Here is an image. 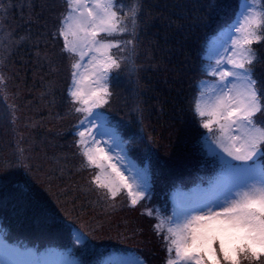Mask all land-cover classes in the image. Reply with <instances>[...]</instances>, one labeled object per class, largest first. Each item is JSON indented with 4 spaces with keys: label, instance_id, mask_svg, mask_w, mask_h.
<instances>
[{
    "label": "snow or ice",
    "instance_id": "6c2138e0",
    "mask_svg": "<svg viewBox=\"0 0 264 264\" xmlns=\"http://www.w3.org/2000/svg\"><path fill=\"white\" fill-rule=\"evenodd\" d=\"M141 7V0H133L127 9L123 5L118 8L114 0H66L65 10L52 33L53 39H63L61 52L69 57L68 114H75L78 121L73 141L77 152L73 154L81 158L80 169H94L87 181L89 190L105 202L112 201V206L116 198L126 193V202L135 207L151 187L147 166L138 168L129 161V174L125 176L110 154L113 148L119 149L123 154L116 159L123 165L128 146L142 142V137L132 134L124 140L119 122L114 123L100 111L111 107L113 74L126 71L132 76L139 70L131 58L133 49L121 47L133 44V39L107 37L126 34L136 38ZM240 8L239 18L227 29L231 46L225 47V41L210 49L206 57L210 63L203 71L214 79L210 85L207 81L200 82V91L192 104L199 126L207 130L203 134L204 146L213 156V175L206 184L196 185L188 192L177 189L172 195V212L167 217L159 209L155 216L153 210L144 209L156 221L152 225L153 235L163 241L167 252L165 264H264V126L255 118L257 113H264V93L259 92L257 81L252 78L256 60L252 45L264 41V4L244 0ZM6 12V6L0 3V22L6 19ZM3 31L0 26V32ZM112 49L119 53L127 50L129 55H113ZM5 83L0 75V86ZM136 111L142 119L139 104ZM98 120L102 121L99 125ZM144 151L147 154L151 149L145 145ZM18 168L32 174L30 154L22 147L17 148L12 158H0L3 181L0 200L7 201L9 197L24 200L33 205L40 224L63 226L60 217L47 210L30 186L27 193L13 190L12 177ZM64 215L71 220L67 212ZM77 233L73 242L85 253L89 242L100 238L95 231H84L83 225ZM107 264H146V261L141 258Z\"/></svg>",
    "mask_w": 264,
    "mask_h": 264
},
{
    "label": "trees",
    "instance_id": "16d2710c",
    "mask_svg": "<svg viewBox=\"0 0 264 264\" xmlns=\"http://www.w3.org/2000/svg\"><path fill=\"white\" fill-rule=\"evenodd\" d=\"M56 1L59 5V0ZM116 1L118 8L123 5L125 9L133 2ZM0 3L9 8L5 24L15 27L10 35L3 32L0 37V75L6 81L0 86V158H12L18 147L24 148L31 157L32 174L22 168L15 169L13 190L27 193L30 186L42 198L48 211L64 222L65 211L61 209L68 208L60 207L59 203L70 206L73 209L71 219L77 221L82 215L86 216L87 210L91 211L90 207L97 205H87L91 200L80 188L79 184L86 183L78 179L81 173L77 172L80 170L75 152L70 143L66 148L64 143L68 138L56 124L57 120L68 117L65 107H55L59 105V95L64 103L63 92L60 94L57 88L61 75L60 71L57 74V60H60V68L64 67L63 72L66 63L56 40L51 36L55 44L53 50L46 42L43 31L48 26L42 28L43 22L50 23L54 3L52 0H0ZM141 3L134 53L137 66L146 68H140L132 76L126 72L121 75L113 113L127 136L142 137V142L134 144L133 152L150 158L155 180H162L171 172L185 173L199 162L190 108L197 56L204 34L232 16L236 0H141ZM54 11V23L50 26L53 30L59 9ZM21 37L26 39L21 40ZM5 39L7 45L2 42ZM255 50L257 61L253 68L259 91L264 93V41L257 42ZM138 104L143 109L142 119L136 111ZM145 145L151 149L150 153H145ZM67 149L72 158L65 154ZM42 159L50 161L45 163ZM73 174L77 177L73 178ZM96 208L100 212L104 210ZM34 212L33 205L24 200L12 197L0 200V217L11 237L42 240L60 239L65 235L66 222L63 226H44L37 221ZM93 214L88 213L87 224ZM99 218L92 219L96 226H99ZM105 227V233L101 234L103 239L121 240L119 236L131 239L150 255V264H160L161 245L145 224L131 226L129 220H118ZM143 231L147 238H142ZM129 233L132 237H125ZM124 239L122 241L126 242ZM90 251L85 261L99 253Z\"/></svg>",
    "mask_w": 264,
    "mask_h": 264
},
{
    "label": "rangeland",
    "instance_id": "374dc122",
    "mask_svg": "<svg viewBox=\"0 0 264 264\" xmlns=\"http://www.w3.org/2000/svg\"><path fill=\"white\" fill-rule=\"evenodd\" d=\"M53 1V5H54V7H53V9L50 11L51 13V19L49 20V25H48V23H46V24H44V22H43V24H42V28L44 29L45 27H47V28H45L44 29V31H43V33H44V35H45V37H47V40H46V42H48L47 44L48 45H50V49L51 50H53L54 49V47L53 46H55V44H53L51 41V36H52V31H53V28H51L50 26L51 25H53V23H54V17H55V11L54 10H57V9H59V5L57 4V1L56 0H52ZM262 2H263V0H262ZM257 3H258V5L259 4H261V0H257ZM7 10H9V8H7ZM56 18H57V16H56ZM6 23V21H5V19L2 21V22H0V26H2L3 27V29H4V31L3 32H5V33H10V32H14V24H10V25H7V24H5ZM5 26H6V29H5ZM3 32H0V37H3ZM51 33V34H50ZM236 34V33H235ZM43 35V36H44ZM48 35H49V37H48ZM120 35L121 34H118V35H115V36H117V38H119V40H121V38H120ZM123 35H125L124 36V41H125V38H130L131 36L130 35H127L126 36V34H123ZM133 39V38H132ZM1 41V40H0ZM122 41V40H121ZM2 42H5V44L7 43L6 42V39L4 40V41H2ZM7 45V44H6ZM129 46H133V44H130ZM121 47H125L126 48V46L124 45V44H121ZM135 47V46H134ZM134 47L132 48V47H130L129 49H133V52H132V54H131V58H132V60H134V62H135V64L137 65V61L135 60V57H136V52L134 53ZM135 50H137L138 51V49H135ZM112 52H114L115 51V53L113 54V55H124L125 56V54H126V52L128 53V55H129V52L127 51V50H125L123 53H119L118 52V50L117 49H112L111 50ZM134 53V54H133ZM52 55V54H51ZM53 56V55H52ZM59 61L60 60H57V64H58V67H59V69L57 70V74H59V71H60V73H61V75L59 74V78H58V81H59V83H58V89H60V94L63 92V88H64V84H65V79H66V70H65V72H63V68L64 67H62V68H60V63H59ZM87 61H85V63H86ZM64 64V63H63ZM142 65H138V69H140V68H146V67H141ZM124 72H126V71H121L120 73H118L117 75L118 76H121ZM64 73V74H63ZM127 73V72H126ZM113 75H115V76H117L116 74H113ZM114 77V76H113ZM117 78V77H116ZM115 78V79H116ZM120 77H118L117 79H119ZM56 79H57V77H56ZM56 79L54 80V82H56ZM114 79V80H115ZM124 82H122V84H123ZM111 89H112V91H113V93H114V99H116L117 100V97L119 96V89H118V87H116V86H111ZM58 104L59 105H55V107H61V108H63L64 109V107L66 108V105H65V101H64V103H63V100H62V97L59 95V100H58ZM100 111H103V109H101ZM69 121H70V117H64V118H61L60 120H57L56 121V124H57V127H58V129L63 133V135H66L67 136V134L65 133V131L67 130V127H68V124H69ZM100 123H102V121H100V120H98V122H97V124L99 125ZM53 125V124H52ZM98 139H100V138H98ZM104 140H108V137H104L103 138ZM109 143H111V141H109ZM64 145L66 146V148H68L69 147V142H68V140H67V143L65 142L64 143ZM65 154L67 155V157L68 158H72L71 157V151H68V149L66 150V152H65ZM112 156H113V163H117L118 164V166H121V171H123L124 172V174H125V176H127L129 173H128V167H130L131 165H129V161L126 159L124 162H123V165H121V162L120 161H118L117 159H116V157H117V155H120V154H122V153H120L119 152V149H117V148H113V150L111 151V153H110ZM43 160V162H45V163H47L48 161H50L49 159H42ZM89 169V168H88ZM91 170H93L94 171V169H92L91 168ZM78 173H81V175H80V177L78 178L79 180H81L82 182H85L86 184H84V183H81V184H79L80 185V188H81V190H82V193H84V195L89 199V200H91V202L90 203H87V205H91V204H93V205H97V206H95V208L92 206V207H90V206H87V207H90V210L91 211H89V210H87L86 212H87V214H86V216L84 217L83 215H82V217H83V219H82V217H81V219H79V221L80 222H82L83 223V226H85L86 224L83 222L85 219H88L87 218V215H88V213H90V212H93L94 214H93V219L95 218V217H98V216H100V222L98 223L99 224V226H96V224H93V220L91 221V219H90V221H89V226L90 225H92L96 230H97V235H98V237H100L99 239H97V240H101V239H103V238H105V237H102L101 236V234H104L105 233V229H107L106 227H105V225H107V224H109V223H111L112 221H118V220H129V222H130V225L132 226V225H137V223H141V224H146V226H147V222H144V220H140L139 219V216L137 215V212L139 211V210H137L136 211V214H134L132 211L130 212V210L129 209H127L126 207H125V205H124V203H123V201L122 200H120V198H121V196H119L118 198H116L115 199V202H114V206H112V204H113V202L112 201H107V202H105L104 200H102V199H100L98 196H97V193L96 192H94V191H91V190H89V187L87 186V181H88V177L86 176V178H85V174L83 175V173H85L84 172V170H80V171H77ZM89 176H90V174H89ZM77 177V175H74L73 174V178H76ZM1 186H3V181L2 180H0V188H1ZM38 187L39 188H41V186H39L38 185ZM81 197H83V196H81ZM57 203V202H56ZM58 204V203H57ZM166 204H168V205H170V204H172V201H169L168 203H166ZM59 205H60V207H63V208H68V210H65L64 209V211L65 212H67L69 215L71 214V212H72V208H70V206H67V205H62V204H60L59 203ZM96 207H99V209L100 210H102L101 208L103 207L104 208V210H102V212H100ZM94 209V210H93ZM141 211L142 212H144V209L143 208H141ZM128 212H130V213H128ZM145 213V212H144ZM91 218V217H90ZM143 222V223H142ZM165 226H166V224H165ZM149 232H150V234L152 233L153 234V232L149 229L148 230ZM154 237H155V239L157 240V238L158 237H156L155 235H153ZM125 237H132L131 236V233H129V234H126L125 235ZM142 238H147V236L146 237H142ZM104 240V239H103ZM106 240H109V239H106ZM111 241H113V240H111ZM116 241V240H115ZM128 241H131V239L130 240H128ZM139 241H140V239H139ZM142 242V241H141ZM143 244H145V242H142ZM157 244H159L158 242H157ZM9 253H12V252H10L9 250H6V249H3L2 247H0V264H6V263H9V264H13L15 261H14V258L13 257H9L7 254H9ZM117 260H122V259H120V257H117V256H115V257H113L111 260H109V261H117ZM6 262V263H5ZM25 262H31V259H29V258H27L26 260H25ZM65 262H72L71 260H65L64 261V263ZM19 264H23V263H19Z\"/></svg>",
    "mask_w": 264,
    "mask_h": 264
}]
</instances>
